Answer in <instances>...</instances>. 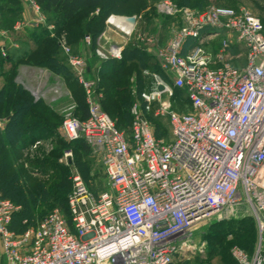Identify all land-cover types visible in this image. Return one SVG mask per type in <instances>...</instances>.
Masks as SVG:
<instances>
[{
    "label": "built area",
    "instance_id": "built-area-1",
    "mask_svg": "<svg viewBox=\"0 0 264 264\" xmlns=\"http://www.w3.org/2000/svg\"><path fill=\"white\" fill-rule=\"evenodd\" d=\"M27 2L32 16L15 23L12 33L45 28L53 36L54 26L38 4ZM160 10L171 14V3L165 0ZM182 12L183 24L165 46L151 52L154 37H137L158 71L149 90L131 104L128 135L101 109L86 57L73 54L63 36L58 40L87 109L81 120L69 107L60 132L68 143L82 140L95 151L106 189L91 193L75 173L67 213L52 212L22 233L11 228L18 208L0 194L2 264H174L196 251L193 226L223 220L224 211L240 208L255 223L257 239L251 253L233 247L231 259L264 264V27L243 8ZM117 22L124 23L109 16L105 24L131 37L134 26L124 23L123 30ZM9 33L0 29L3 57ZM82 44L89 48L90 37ZM121 52L96 48L94 55L120 60ZM16 83L35 102L53 105L61 95L58 87L46 92ZM175 90L181 91L186 112L172 107ZM149 116L168 123L169 141L156 136ZM4 125L0 120V131ZM71 156L63 155L67 166Z\"/></svg>",
    "mask_w": 264,
    "mask_h": 264
},
{
    "label": "rangeland",
    "instance_id": "rangeland-1",
    "mask_svg": "<svg viewBox=\"0 0 264 264\" xmlns=\"http://www.w3.org/2000/svg\"><path fill=\"white\" fill-rule=\"evenodd\" d=\"M164 1L108 0L103 5L104 11L111 12L110 15L113 17H127L125 15H130L128 17L135 16L140 21L142 28L134 30L130 38L128 35L106 24L105 29L110 33H114L111 34L112 38L121 41L130 39L128 42L129 47L137 43L139 47H142V54L144 53L145 58L148 56L154 66L157 65L155 58L152 53L148 52V47L145 44L143 45L137 37L139 35L148 37L156 34V37L163 40L162 43H165L175 31L181 28L183 24L182 11L185 9L199 11L212 6L243 8L261 18L264 27V0H166L171 3V14H165L160 10V5ZM28 6L27 0H0V29L11 32L9 33L10 41L5 42L8 48L11 43L25 41L31 35V31H33L27 28L19 34L12 33L15 23H23L31 18L32 12ZM91 16V12L83 11L71 21L64 22L61 16L54 12L53 14L49 13L47 18L50 23H53L57 27L58 33L61 34L64 31H72V25L87 21ZM142 31L144 34H142ZM65 34L63 37H65V41L67 42ZM70 35V43L74 45L80 43L78 39L80 35L77 32ZM50 37L54 39L56 36L53 34ZM58 37L59 40L62 34ZM161 47L163 46L155 44L149 50L152 52L153 49L156 51ZM58 52L59 56L65 57L60 48ZM57 67V72L44 69L42 77L37 79L39 88L42 91H49L57 86L61 90L59 100H56L53 105L42 101L51 109L49 114H46L47 110L42 108L35 110L37 119L45 121L46 124L52 127V130L49 129L47 133H44L40 137L19 142H13L5 136L0 135V141L6 139L9 142V147L3 148L0 163L3 160L10 163L11 168L7 174L14 176V183L10 189H14L15 187L18 189L15 191L17 193L15 194L16 197L10 198L11 203L18 208L14 219L17 223L22 219H28L33 223L39 222L52 212L64 211L68 194L72 188L70 178L75 173L80 175L79 167L85 169L87 173L85 180L82 177L81 180L86 187L88 186L89 190L96 193L106 189L103 169L95 151L82 143L80 145L68 143L61 135L60 126L64 112L69 107H73V114L76 116L78 104L81 101V91L73 75L71 76L67 70L69 66L67 65L65 68L61 62H58ZM116 67L115 65L110 66L113 71L116 70ZM131 69L134 70L128 74V70ZM124 71L128 74H125V79L128 82V90L125 95L128 96L130 103H133L140 98L143 92L149 89L152 81L151 75L155 72L154 69L140 68V65L134 61L127 64ZM124 71L119 72V74L122 75ZM21 80L22 83L25 82L23 79ZM31 84L35 85V87L37 86L36 83ZM31 84L29 83V85ZM1 86L2 80H0ZM100 99L101 95L99 101ZM171 104L177 112L187 111L182 94L178 95L174 92ZM114 109H117L118 113L122 112L117 107H114ZM109 115L120 128L121 132L125 133L128 130L129 117H126V121L123 117L116 114L109 113ZM0 120L5 121L4 116L0 117ZM151 124L157 137L169 141V125L166 121H159L157 123L151 120ZM2 143L0 142V144ZM69 151L72 155V166H67L63 160V155ZM0 185H2V181H0ZM237 211L241 213H237ZM237 211L235 213L224 211L222 213L223 220L215 221L216 218L214 217L212 220L200 222L193 226L190 230V238L192 246L196 251L194 254L187 255L188 259L182 261V263H179L177 260L174 264H233L230 256V250L233 247H238L247 253H251L257 239L256 226L249 217L246 208H240ZM198 249H201L202 253H199ZM0 264H2L1 252Z\"/></svg>",
    "mask_w": 264,
    "mask_h": 264
},
{
    "label": "trees",
    "instance_id": "trees-1",
    "mask_svg": "<svg viewBox=\"0 0 264 264\" xmlns=\"http://www.w3.org/2000/svg\"><path fill=\"white\" fill-rule=\"evenodd\" d=\"M34 1L40 7L42 15L46 17L48 25H53V23H50L48 21L47 16L49 15V13L53 14L54 12H56L61 16L64 22H69L74 19V17H76L80 12H91L92 16L87 21H84L77 25H72V31H64L61 34L62 36H64V34L66 33V40L73 54L78 53L77 49L82 45L83 38L85 36L90 37L91 46L88 48V51L92 56L91 59L87 60L89 68L88 74L96 80V92L101 95V99L99 101L100 107L108 115L109 113L116 114L117 116L123 117L125 120L126 117H129L130 122L127 128L128 130L125 131V134L128 135L131 123L129 110L132 103H130L128 96L125 95L126 91L128 90V82L127 79H125V74L127 73L124 71L126 65L134 61L140 65V68L146 67V69L149 70L154 69V72L158 71L157 65L154 66L152 60L148 56L145 58L144 53L142 54V47H139L137 43L132 47H129V45L127 44V46L121 52L120 60L109 59L106 61H100L95 57L94 50L96 49L97 38L103 33L105 29V22L107 18L111 16V12H106L103 9V5L108 0ZM96 10H98V14L95 15L94 12ZM125 16L128 17L130 15ZM259 19L262 22L261 18ZM57 30V27L54 26L53 33L54 36H56L54 39H52L53 37H50L49 32L45 28L33 30L31 31V35H29L25 41L18 42L17 49L11 47L6 48L5 57H2L0 53V80H2V86L0 87V117L4 116L5 119V125L4 128L0 131V135L5 136L7 139L12 140L13 142L26 141L34 137H40L44 135V133H47L49 129L52 130V127L49 124H46L45 121L38 120V117L35 113V110L42 108L47 110V112H45L46 114H49V111L51 109L42 101L35 102L31 95L16 83V80L18 76V69L19 67L23 66L57 72V64L58 62H61V64H63V67L66 68V58L61 57L58 54V36H60L61 34H59ZM71 32H77L80 35L78 38L80 43H76L74 45L73 43L69 42V38L71 36L70 34H73ZM142 34H144L143 31ZM30 44L32 45V47L29 46ZM112 65L117 66L115 71L110 68V66ZM232 66L237 67L238 65L236 63H233ZM67 70L72 76V73L68 67ZM133 70L134 69L128 70V74H130V72H132ZM121 71H124L122 75L119 74V72ZM79 90L81 91V101L78 104V112L76 114V117L84 120L87 117V109L81 87H79ZM175 93L178 95L182 94L179 90H175ZM114 107H117L123 113H118V111H116L117 109H114ZM149 119L157 123L160 121L157 119H152L151 116H149ZM115 126L120 131V128L116 123ZM0 142H3L2 144H0L1 156L3 148L9 147V142L6 139H3V141ZM80 143L86 145L82 140L75 141L71 144L80 145ZM72 165L73 162L70 166ZM10 168L11 166L9 162L5 160L1 161L0 181H2V185H0V194L2 198L12 202L10 198L13 199L16 197L15 194L17 193H15V191H17L18 189L16 187L14 189H10L12 187V184L14 183V176L7 174ZM79 169L80 177H82V179L84 178L85 180V175L87 174L85 169L81 167H79ZM89 191L95 195L99 193H94L91 190ZM64 208V211L61 212L66 214L67 202L65 203ZM16 214L13 217L11 228L17 233H22L29 227H35L38 222L36 221L35 223H33L28 219H22L19 223H17L14 220ZM24 221L26 223H23ZM179 263H182V261H179ZM233 264L235 263L233 262Z\"/></svg>",
    "mask_w": 264,
    "mask_h": 264
},
{
    "label": "crops",
    "instance_id": "crops-1",
    "mask_svg": "<svg viewBox=\"0 0 264 264\" xmlns=\"http://www.w3.org/2000/svg\"><path fill=\"white\" fill-rule=\"evenodd\" d=\"M96 11H98V10H96ZM95 12H94V14L96 15ZM133 17H135V16H133ZM135 19H136V21H135V25H134V30H136L137 28L141 29L142 25L140 24V21H138V19L136 17H135ZM106 30L107 29H104L102 37L99 36L100 38L99 37H98L99 39L97 38L96 48H101V49H103L105 51H108L109 49H111L113 47H120L123 50L127 46V44H128L130 39H125L124 41H121V40H118L116 38H112L111 34H114V33L113 32L110 33V32H108ZM152 35H153L154 39L156 40L157 46H165V44L169 40V39H167V41L165 43H162L163 40L157 38L156 34H152ZM107 42H109V43H107ZM15 44L17 45V47L15 49H17L18 48V43H15ZM5 46H6V48H8V45H5ZM29 46L32 47L31 44ZM10 47H11V45H10ZM11 48H14V47H11ZM77 52L78 53L76 55L84 56V57H86L87 60L91 59L92 55H90V53L88 51V48H85L83 46V44L77 49ZM43 73H44V69H40L39 70L38 68H32V67L23 66V67H19V69H18L17 79H19L21 82H22L21 79H23L25 81L23 83L26 85L27 88H35V85H32L31 83H36L37 86H39L38 83H37V79L39 77H42ZM29 83L31 85H29ZM58 88H60V87H58ZM44 91L47 92V90H44Z\"/></svg>",
    "mask_w": 264,
    "mask_h": 264
},
{
    "label": "water",
    "instance_id": "water-1",
    "mask_svg": "<svg viewBox=\"0 0 264 264\" xmlns=\"http://www.w3.org/2000/svg\"><path fill=\"white\" fill-rule=\"evenodd\" d=\"M122 22L126 23L127 25L133 27L135 25V17H118ZM161 88H159L160 90Z\"/></svg>",
    "mask_w": 264,
    "mask_h": 264
},
{
    "label": "bare ground",
    "instance_id": "bare-ground-1",
    "mask_svg": "<svg viewBox=\"0 0 264 264\" xmlns=\"http://www.w3.org/2000/svg\"><path fill=\"white\" fill-rule=\"evenodd\" d=\"M116 24H117L120 28H122L123 30H127V26H125L124 23L117 22Z\"/></svg>",
    "mask_w": 264,
    "mask_h": 264
}]
</instances>
